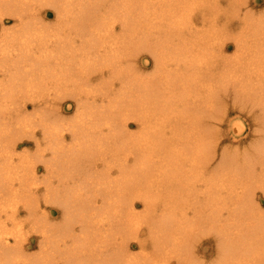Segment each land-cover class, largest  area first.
Segmentation results:
<instances>
[{
	"label": "bare ground",
	"instance_id": "bare-ground-1",
	"mask_svg": "<svg viewBox=\"0 0 264 264\" xmlns=\"http://www.w3.org/2000/svg\"><path fill=\"white\" fill-rule=\"evenodd\" d=\"M206 2L211 0H0V264L132 263L136 256L129 259L127 244L136 224V212L130 196L144 195V189L165 183L171 197L170 209L150 230L159 238L158 251L182 248L183 264H193L188 259V242L200 229L194 227L200 220L205 230L209 225L219 228L221 264L234 261L230 257L238 250L241 258L236 260L264 264V212L252 200L253 188L264 187V135L255 142L253 151L243 152V161L235 153L234 157L224 158L225 152L220 167L210 170L211 131L203 126L211 135L207 139L206 133L202 135V119L184 116L191 104L211 106L209 98L217 96V88L224 89L213 83L214 66L203 69L201 64L204 57L213 56L212 37L217 29L210 24V29L204 27V32H197L191 25L196 13L203 26L206 20L215 18ZM219 2L213 1V6ZM249 16L247 13L245 19ZM194 32L198 39L191 38L196 36ZM239 40L236 57L242 49L253 51L252 46L264 51V41L255 39L247 46L248 42ZM140 49L150 51L154 58L151 74L139 72L137 63L131 61L132 53ZM202 69L210 70L208 78H197ZM220 69L216 72L225 79L224 67ZM261 73L259 83L251 89L264 91ZM246 78L238 75L236 82L241 86H236L240 91H235L237 94L243 95V87L251 84ZM45 79L52 81L54 89L46 84L44 90ZM163 80L167 85H162ZM65 98L75 99L78 105L76 115L66 124L60 110ZM30 101L33 113L28 112ZM97 101L102 104H95ZM158 115L159 120L153 121ZM130 119L138 124L135 133L128 130ZM263 119L260 122L264 131ZM239 122H234V131L240 130ZM37 128L47 144L43 150L52 152L44 161L49 173L42 181L46 187L44 201L60 203L64 219L60 224H45L44 219L50 218L48 212L33 201L42 190L39 183L25 181L29 167H23V174L17 165L12 168L14 160H9L14 157L16 140L28 133L36 137ZM69 137L73 145L67 143ZM34 170L35 165L33 179ZM197 174L207 181L204 190H196ZM227 174L244 175L253 181L235 190L236 185L224 184ZM133 186L136 188L131 190ZM184 187L201 199L196 218L191 217L194 222L187 216L189 201ZM20 202L29 218L39 214L43 220L32 225L34 231L42 233L43 250L38 258L30 260L24 256L21 239L9 244L6 236L12 234L9 229L13 225L8 229V221L2 220L3 213L9 214L6 219L22 223L15 209ZM226 208L230 219L219 224ZM230 230L234 231L233 239H228ZM17 231L15 238L20 236ZM136 231L134 228L133 233ZM112 240H116L113 246ZM249 250L257 253L251 252V260L245 257ZM141 261L153 264L149 257Z\"/></svg>",
	"mask_w": 264,
	"mask_h": 264
},
{
	"label": "rangeland",
	"instance_id": "rangeland-1",
	"mask_svg": "<svg viewBox=\"0 0 264 264\" xmlns=\"http://www.w3.org/2000/svg\"><path fill=\"white\" fill-rule=\"evenodd\" d=\"M213 1H215V0H211V2H209V3L206 2L205 4H207L208 9L210 7L212 8V11L210 12V14H211V16L213 15L212 18L215 17L213 19L214 22H213V20H211V17H210L211 21L206 20V22H210V23H206L203 21L205 23V25L203 26L202 25L203 23L201 22L202 19H199V16H200L199 13H196L197 18L196 17L193 18L194 22L191 25L193 26V29L197 32H198V30H203V32H204L205 31L204 27H206V30H207V28L210 29L212 27V26H208L210 24H212L214 26V28L217 29L214 32V36L212 37L215 40H212V38H211V40L213 42V45H212L213 46L212 47L213 56H212V58H208V56L204 57V60L201 62V64H202L203 69H204V67L209 68V66L213 65L214 68L217 70V72H219L223 69V68L220 69L221 67H224L225 79L221 75H218L216 70H214V73H212V75H211V78H213L212 79L213 83L215 82V85L217 87H222L224 89L217 88V91H216L217 96L209 98V100L212 101L210 104L211 106L202 105V106L198 107L197 105L192 106V104H191V106L189 108L190 111L189 110L187 111V112H189V114L187 112L184 114V116H186V117H199L200 119H202V121L204 123V125H203V123L201 124L202 131H204L206 129L211 131L210 133L208 131L202 132V135H205L204 133H206V132H208L209 134H212V137H210L211 135L209 136L208 133H206L207 136H205L206 138L210 137L208 140V143H211L210 148L212 149L211 155L213 157L211 158V161L209 164L210 170L212 168H213L212 170H214V167L217 168V165H218V168L220 167L221 162H222V158H223L225 152L226 153H225L224 158L226 157V155L229 156L228 158H230V156L234 157L235 155L236 156L239 155V156H237V157H240L239 161H243L245 158L242 156L243 152H245L246 150L247 151H253L254 150L253 145L257 144L255 142L260 141L261 136L264 135V131L261 128L262 127L261 124H263V123L260 122L264 118V104L262 103V102H264V97H263L264 91H262V90L257 91L255 89H251L252 86L256 85L255 82L257 84L259 83L257 81H259V78H261L263 75L261 72L264 73V56H263L264 53L263 54L262 53L257 54L255 52H258V51L264 52V51L262 50V48H259L257 50L255 48V50H254V48H253L254 46H252L253 51L247 52L248 48L242 49V51H243L242 54L239 55L238 57H236L237 52H240L238 50V42H237L238 38H240L239 42L240 41L242 43L248 42L247 46H249V44L253 43V41L255 39H259L261 41H264V0H244V1L243 0H236L237 3L233 2V0H221V2H219V4L214 5L215 7L213 6ZM229 2H231V3H229ZM208 4H210V7ZM241 5H242V7H241ZM247 13H248V15H250L249 16L250 19L248 17V19L246 20L245 15H247ZM116 25H118V23ZM197 26H198V28H197ZM201 26H203V28ZM197 32H194V34L196 36H192L191 37L192 39L193 38L198 39V38H196L198 36ZM188 36H190V35H188ZM214 43H216V44H214ZM125 54H127V53H125ZM132 56H133V58L131 59V61L133 64L137 63V65H135V66L136 67L139 66V67H137L139 69V72H143V74L148 75L154 71V69H155L154 68L155 67L154 58H153L152 54L150 53V51H147L145 49H140L139 53L133 52L130 57H132ZM125 57H128V56H125ZM226 57H227V62L224 63V58H226ZM229 58H231V60H229ZM128 59H129V57H128ZM209 59L210 60L213 59V60L210 61ZM234 59H237V60L233 61ZM126 61H127V59H126ZM203 69H202L203 72L201 70H199L201 73L196 74L198 79L208 78L210 70H208V69L203 70ZM248 72H250V73L253 72V73L249 74ZM238 75H239V77H245V78H246V76H251V78L245 79V81L247 79H250L249 81H251V84L248 83V85L243 87V89H242V91L244 92L243 95H240V93H239L240 91L238 89L239 87H236V86H241L239 83L236 82V80L238 79ZM127 79H129V78H127ZM43 82H44L43 87L45 88L44 90L47 89L46 84H49V86L51 85L50 89H54V87H52L53 84H52V81L50 79L49 80L45 79ZM221 84H223L224 86ZM162 85H167V82L163 80ZM198 85H199V83H198ZM203 89H204V87H203ZM199 90L200 89L195 90V92L199 91ZM235 91L236 92L239 91L238 94ZM201 97H202V94H201ZM98 102L99 101H97V103L95 102V104H102L101 102H99V103ZM30 103H31V105H29V107H28V112L33 113L35 108H34L33 103L31 101H30ZM46 106L50 107L51 104L50 105L46 104L45 107ZM77 108H78V105H77V101L75 99H71V98L62 99V103L60 104V110L64 114L63 116L65 117V120H64L65 124L69 123V120L71 118H73L74 115H76L77 110H78ZM154 120H159V115L157 116V118L153 119V121ZM237 121L238 122L240 121L238 125L241 128L239 127L240 130L236 129V131H234V129H235L234 124H236ZM234 122H236V123H234ZM127 124H128V130L130 132H132L131 129H133V133H135L136 131L139 130V127L137 126L138 124L136 121L130 119V120H128ZM167 124H168V122H167ZM205 124L207 125V127L205 126ZM203 126L206 129H204ZM36 131H37L36 137H33L32 134L30 135L28 133L27 135L22 134V136L18 139L16 138L17 143H16V145H14L15 154H14V157H10L9 160L10 161L14 160V161H12L13 162L12 168H15L13 166L17 165L16 168H20V171H22L23 174L25 171V170H23V167L24 166H26L27 168L29 167L28 175H27V178L25 181H27L29 184H32L33 181L37 180L36 182H38L40 185L39 189H42V190H39V192H37L35 194L37 198H34L33 201H35L36 204L38 201L39 206H40V207L39 206L38 207L40 210L48 212L50 218H48L46 220L44 219V222L46 225L52 224V223L57 224L58 222H62L64 220L62 218L61 205L59 202H50L49 203V202L44 201V196H45L44 190H46V187L44 185V182H42L47 178V176L49 174L48 170L45 169L46 167L44 166L45 165L44 161H45V159H49V157H51L52 152L50 149H47L45 151L43 150L44 148H47V144L43 141L44 138H43V134H42L41 129L37 128ZM66 132L68 134H70V132H68V131H66ZM37 139H39V141H40L39 144L37 142ZM69 139H70V142L68 140L67 143L73 145L74 143H73V140H71V137H69ZM210 139H212V140H210ZM208 143L206 145H208ZM255 149H256V147H255ZM41 153H43L45 157H43L41 155ZM234 153H235V155H234ZM167 157L170 158L169 154H167ZM4 158H3V160H4ZM229 162H231V161H229ZM257 163H258V165H260L259 161H257ZM34 165H35L34 172H36V178L33 179V177H34V173H33ZM210 170H208L207 172H209ZM256 173L261 175L260 169H257ZM115 174H118V171ZM198 175L199 174L196 175L197 180H198L197 185H196V190L201 191V190L205 189L207 181L203 182L202 181L203 178H201V176H198ZM262 176H263V174H262ZM258 177L259 178H257V179L261 180L260 176H258ZM53 178L55 180V183H57V178L56 177H53ZM223 181L227 187H232V186L236 185L235 190H241L242 189L241 186L248 183V181L252 182L253 178H251V179L246 178L244 175L235 176L233 174H227V176L224 178ZM70 182L73 183L72 180ZM74 182L77 183L78 181L74 180ZM42 183H43V185H42ZM167 184L166 183L165 184H155L154 186H150L149 189H144V195L147 192L146 198H145L146 200L143 198L145 196L141 193H139L140 195L139 194L138 195L132 194L130 196L134 201L133 202V204L135 206L134 212H136V213L133 216L135 218L136 224L130 231L132 236H130V238H128L129 240H128L127 245H128V247H130L129 248V250H130L129 259L132 260L133 256H136V258H137V259L133 258L134 260H132L133 262L135 261V264H139V263L141 264L143 262V261H141V259L142 260L145 258L147 259L148 257H149V259L152 260L153 264H183L182 260H184L183 258L185 255V253H184L185 251L182 248H177V247H175L174 249L172 247H168L165 250L166 252H162V250L158 251L159 249H156V248H158V245L156 242L159 238L155 237L152 234V232L150 231L152 229L153 230L155 229V226H156L155 221L157 219L159 220L163 216V214L167 213L170 209V205H171L170 204L171 203L170 198L171 197H170L169 192H168L169 189H168ZM256 184L260 185L259 182H256ZM33 186L34 185H32V187ZM257 187H259V186H257ZM135 188H136V186H133V187H131V190H134ZM253 189H254V193L252 194V200L254 199L253 203L254 204L256 203L255 205L258 206L259 211L264 212V190H263L264 187L253 188ZM183 190L186 193H188V191H186V187H184ZM115 193H116V190H115ZM151 193H152V195L150 197ZM153 194H154V196H153ZM127 195H128V193H127ZM141 195H143V196H141ZM203 195L206 196L205 193ZM203 197L201 196V198H203ZM200 200L201 199L199 196L194 197L192 192L188 193L189 206L187 209V212H188L187 216L189 215V219H191V221H193V219L196 218V216L198 214L197 211H198L199 206H198L197 202H200ZM168 201H169V205L167 204ZM248 202H250V199ZM20 204H21V206H20ZM20 204L19 205L17 204L15 209L18 212V221H20L22 223H15L13 220L6 219V216L9 214L5 215L1 212L2 217L4 216L2 220H5L6 222L8 221L7 222V224H8L7 228L10 227L11 225L14 226L15 224H17V225H15V227L17 226L16 228L13 226H11L10 229L8 228L9 230H12V234L10 233L6 237L9 238L8 241H9V244L11 243V245L15 244V241H17L16 239H18V240L21 239L20 242L22 241L21 243L23 244V245L21 244V246L24 247V250H23L24 256L29 257V260L32 257L38 258L41 255V252L43 250V249H41V248H43V245H42L43 242H41L43 237H42V235H41L42 233L40 231H37V230L34 231V228L32 229V225H34L35 223H37L35 225H39V224H41V222L43 220H42V218H39L41 216L39 214L35 215L33 218H29L28 210L22 206L21 202H20ZM221 204H223V201ZM145 205H146V208H145ZM232 205L231 206L234 207L233 203H232ZM1 207H0V211H1ZM227 207L230 208L229 206H227ZM6 208H8V207H6ZM6 208H4V209H6ZM250 208H252V207H250ZM163 209H166V210H163ZM226 211H227V208L224 210V213H223L226 216L224 217V215H223L220 218V220H218L219 224L221 222L223 224L225 221H227L226 218L228 220L230 219V216L228 215L230 213H227ZM161 213H162V215H161ZM144 215L145 216L147 215L148 217L147 216L145 217ZM153 217H155V219ZM153 219H154V221H153ZM221 219H223L224 221ZM150 221L152 222V224ZM198 223L199 224L195 225L194 227H195V229H199V228L200 229L196 230L195 233L193 232L192 235L190 236L191 238H189L190 244L188 242V246H189L188 251L191 255L189 256L188 259L190 261H193L194 262V263L192 262L193 264H218V263H220L219 257L221 256L220 250L222 249L220 246L221 245L220 244V241H221L220 238L222 235H219L218 232L216 231L219 228L213 229V227L208 224L209 227H211V228L209 229V227H208L205 230L203 228L204 226L201 227L202 224H200L201 223L200 220H198ZM205 223H204V225L207 226ZM58 224H60V223H58ZM219 224L216 223V225H218V227L224 226V225H219ZM234 227H239V225H235ZM20 228H21V230L17 231ZM134 228H136V230H138V231H136V233H133ZM76 229L78 230V227H76ZM16 231L18 234H20V236H18L17 238H15L17 236V235H15ZM236 234L238 235V233H236ZM229 235L230 236H228L229 237L228 239H233L234 231L230 230ZM231 236H233V237H231ZM115 241L116 240H114V241L112 240L110 245L113 246ZM170 241L172 242V240H170ZM12 242H14V243H12ZM152 243H153V246H154V243H156L154 247L152 246ZM116 244H117V242H116ZM167 245H168V243H167ZM154 250H156V251H154ZM39 251H41V252H39ZM182 251H184V252L182 253ZM249 252H248L249 254H246L245 257L247 259L251 260L253 258L252 253L254 251L249 250ZM257 252H259V251L257 250ZM163 253H164V256H163ZM237 253H241V252L239 250L235 251V253L230 257L234 261L231 262V260L228 259L227 261L230 260V262H228V264H254L255 263L253 261H251V262L246 261L245 262V261H243V260H245L244 258L242 260H236L238 258H241V256H239ZM42 254H44V253H42ZM180 254H181V257H180ZM254 254H257V253L254 252ZM249 255H251V258ZM24 256L22 258L25 260ZM23 262H25V261H22V263ZM133 262L132 263L127 262V264H133ZM62 263L63 262H61V264ZM118 263L119 262H117L116 264H118ZM67 264H85V263L67 262ZM122 264H126V262L122 263ZM143 264H145V262H143Z\"/></svg>",
	"mask_w": 264,
	"mask_h": 264
}]
</instances>
